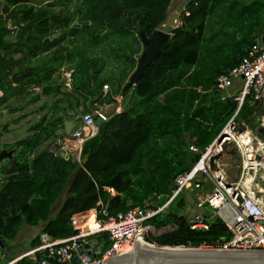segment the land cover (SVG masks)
<instances>
[{
    "label": "trees",
    "instance_id": "obj_1",
    "mask_svg": "<svg viewBox=\"0 0 264 264\" xmlns=\"http://www.w3.org/2000/svg\"><path fill=\"white\" fill-rule=\"evenodd\" d=\"M171 1L0 0V87L6 97L12 96L15 89L25 93L33 82L41 84L65 61L64 56L52 55L54 59L37 67L32 60L48 48L58 47L54 53L68 54L70 62L78 57L73 62V90L56 101L52 115L31 125L30 135L8 147L18 161L12 173L6 174L12 159L6 164L5 158L0 160V241L8 247L5 263L18 256L12 242L25 225L39 230L29 250L40 244L41 232L54 238L72 236L73 215L99 210L100 203L111 214L147 202L152 206L164 204L177 176L199 161L202 151L234 116L238 102L225 96L217 82L221 74L242 61L255 42L243 31L242 24L245 10L251 12L253 2L243 9L242 19L236 17L233 21L229 20L234 15L232 9L244 5L243 0L189 2L181 25L163 43L137 84L122 91L137 67V55L143 51L140 29L151 37L165 23ZM256 2L264 8V0ZM44 66L47 71L41 76ZM28 71L33 74L12 87V76ZM105 71L109 76H103ZM105 84L128 96L129 103L122 112L98 121L99 131L85 142L81 161L66 160L49 146L43 147L63 136L58 133L60 125L64 126L59 106L72 104V95L79 91L98 95ZM40 96L26 101L24 107ZM85 108L91 111L88 105ZM255 118V107L247 97L236 120L256 128ZM191 145L200 151L191 150ZM108 189H114L116 195ZM64 195L61 208L52 216L54 205ZM174 204L167 213L146 224L156 230L172 223L178 226L158 236L150 233L148 241L218 248L230 238L222 219L213 216L208 206L204 214L209 228L192 229L186 215L181 219L183 224L178 222L186 197L178 195L170 206ZM97 239L103 250L110 247L106 233ZM4 251L0 247V256ZM42 258L38 254L37 259ZM13 264L35 262L24 257Z\"/></svg>",
    "mask_w": 264,
    "mask_h": 264
},
{
    "label": "built area",
    "instance_id": "obj_2",
    "mask_svg": "<svg viewBox=\"0 0 264 264\" xmlns=\"http://www.w3.org/2000/svg\"><path fill=\"white\" fill-rule=\"evenodd\" d=\"M236 80H242L243 86L239 93L229 96L238 102V107L224 129L228 132L226 138L232 141L240 155L241 172L237 178H229L227 166L221 160H218V169L211 170V156L222 150V144L215 139L202 151L201 158L190 170L177 176L172 194L164 204L152 206L147 202L145 206L111 214L107 206L100 203L101 209L95 210L93 216L90 212L73 215L75 233L72 236L54 238L47 232H41L40 244L12 261L30 257L40 264H102L104 260L132 248L135 241L151 243L147 240V234L153 230V226L146 224V221L167 213L171 202L178 195L185 196L187 193L191 194L200 209L195 218L190 219L192 229L209 228L204 214L208 206L213 216L222 219L230 233V238L221 248L264 250V36L252 44L238 65L218 77L217 87L225 92L234 86ZM67 86H72L69 73ZM108 87L105 84L103 88ZM3 95L0 87V99ZM247 97L251 106L255 107L256 128L236 120ZM258 103L262 106L259 107ZM96 116L107 119L101 111L85 113L79 118L81 124L58 138L56 148L51 147V150L66 160L81 161L85 142L98 132ZM237 128H241V131H236ZM190 148L195 152L200 151L195 145ZM103 233L107 234L111 243L107 250L102 249L97 239ZM86 244H89V248L85 247ZM82 249L96 252L97 256H80L81 262H73ZM38 254L43 258L37 259Z\"/></svg>",
    "mask_w": 264,
    "mask_h": 264
},
{
    "label": "crops",
    "instance_id": "obj_3",
    "mask_svg": "<svg viewBox=\"0 0 264 264\" xmlns=\"http://www.w3.org/2000/svg\"><path fill=\"white\" fill-rule=\"evenodd\" d=\"M191 1L192 0H172L171 5L169 7V12L173 11V10H178L181 13H183L184 11H186L187 6H188L189 2H191ZM243 1H244V5L239 4L236 9H232V14H238L237 18H238V20H240L243 18L242 17L243 9L246 8L249 5V3H252V2L254 3L253 7H251V12H249L247 9L245 10V17H244V20H242V24L244 23L243 31L245 33L249 34L251 41H256L258 38L264 36V8L257 6V2H256L257 0H243ZM249 17H252V18L248 19ZM239 22L241 24V21H239ZM240 36H241V34H239V37ZM141 47L143 50V46H141ZM57 49H58V47H56V46L50 47V48H48V50L44 54H42L41 56L39 55L37 58H34L32 60L33 63H35L36 66L38 67L39 65L44 64V61L45 62L48 61V63H49V59H54L56 57L58 58V57L64 56L65 61L61 65L58 66V69L51 75L50 78L48 77L41 84H38L36 82L31 83L28 86V89L25 93H21V91L19 89H15L13 95L8 96V97H6L5 90L2 89L4 95L1 98L3 99L2 101L4 104H7L8 102H10L12 100L21 101L23 103V105H22V109L20 111L25 110L27 107H32L31 116L33 119V120H31L29 126H26L24 123H21L20 125L18 124L17 126H10L8 132L4 133V136H6V134L12 135V136L15 134L17 135V133H13L11 130L14 128H19V127H22V130H23V127H25L26 132L30 135L31 134V131H30L31 125L39 122L44 116L52 115L55 112V110L57 109L56 101L62 97L63 93L70 92L73 90V80H74V75L76 73L75 67L73 66V62L77 61L78 57H75V59H73V61L70 62L68 59V56H69L68 54H60V55H58V53L55 54L54 52ZM52 55H57V56H54V58H53ZM139 55H137V58L139 57ZM54 65L56 66L57 63H54ZM43 68H44L43 69L44 71L41 73V76L46 74V71H47L46 66H44ZM68 73L71 75V80H72L71 88H68V86H67ZM32 74H33V71H32ZM106 74H107V71H105L103 73V76L106 77ZM128 79H127V81H128ZM18 82L13 81L12 87H14V88L18 87V85H16ZM22 85L25 86V84H22ZM45 90H48L47 94L43 93V91H45ZM224 94H225V92H224ZM231 94H234V93L225 94V96L229 97V95H231ZM36 95H41V96L36 102L35 101L31 102L29 105H26L24 107V103L26 101L27 102L30 101L31 98H33ZM72 96H73L72 97V100H73L72 104L63 103L62 105L59 106L60 109L58 110V112L63 116V122H64L63 127H61V125H60V129H59L58 133L62 134L63 136L67 135V133L65 131L66 121L73 122L74 123L73 128H77L81 124L79 118L82 115H84L85 113H90L91 111L92 112H96V111L103 112L107 116L106 120H108L112 115L122 112L127 107L128 103H129L128 102L129 97L117 92L116 89L112 85H110L108 87V89L103 88L101 90V93L98 95L88 94V92L84 93V91L82 93L79 91V92L74 93V95H72ZM86 96H88L87 102L84 101V97H86ZM44 97L52 98L50 104L49 103L46 105H40L39 104L41 99ZM87 105L91 109V111H86L85 106H87ZM7 106L10 107V105H7ZM13 111L18 112L19 110L17 109V110H13ZM5 115H6V113H5ZM19 115L20 116H18V117L19 118L22 117V120H23V119H25L26 112L22 111L19 113ZM99 120H102V119H100L96 116V124L98 126V131H99V125H98ZM106 120H103V121H106ZM18 122H20V121H18ZM26 136L21 137V135H17V138L15 139V141H13V142L9 141V143L5 141L4 145H8V144L12 145V144L20 141L21 139H24ZM56 141H53L52 143H49V144L47 142V143H45V145L43 147H46V146H49L50 148L55 147ZM2 148L7 149V150L9 149L8 147L7 148L2 147ZM0 152H1V150H0ZM14 156H15V153H14ZM8 160H9L8 158H5L3 164H6L8 162ZM108 190L111 191L112 195H116V191L114 189H108ZM65 198H66V195H64L63 198L58 203H56L54 205V207L52 209V216H54L58 213L59 209L61 208L63 201L65 200ZM95 210L96 209H92V210H89L87 212H90L91 216H93ZM38 231L39 230L37 228L30 227L27 225L23 226V228L19 231L17 239L12 242V246L15 247V251L17 252V255H21L23 252L28 250L32 239L38 234ZM25 241L27 242V246L21 247V244H23ZM5 255H6V253L4 251V253L1 254V256H0V264H13L16 262V261H10L8 263H5L4 262Z\"/></svg>",
    "mask_w": 264,
    "mask_h": 264
},
{
    "label": "water",
    "instance_id": "obj_4",
    "mask_svg": "<svg viewBox=\"0 0 264 264\" xmlns=\"http://www.w3.org/2000/svg\"><path fill=\"white\" fill-rule=\"evenodd\" d=\"M182 13L178 10L170 11L165 23L161 24L153 32L151 37H148L143 29H140L139 35L143 43V51L139 55L138 64L133 73L130 75L123 92L131 86L137 84L139 78L145 73L147 66L153 61L154 56L161 50L162 45L167 41L172 32L181 25ZM32 71L24 72L20 75H13L12 80L18 82L25 77L30 76ZM74 127V123L66 121L65 131L69 134ZM241 131V128L235 129ZM228 133L223 129L216 138L218 144H222V150L211 156L209 160L211 170L218 169V160H221L226 154L228 147L233 144L230 139L226 138ZM8 158L12 159L11 165L6 170L9 175L15 169L18 161L14 158V151L3 149L0 152V160ZM88 156L83 160L86 163ZM259 159V157H258ZM262 187V186H261ZM184 214L180 215L183 219ZM178 226L177 223H172L159 231L161 233L170 232ZM153 230H156L153 228ZM140 241H135V244L129 250L117 254L102 264H264V250H241V249H226L221 247H192V246H171V245H157L153 243L142 244ZM149 244V245H148ZM0 247L8 252V247L0 241ZM89 248V244H86ZM89 258L97 256L96 252L86 251L82 249L79 255L73 258V262H81V257ZM35 264H40L36 262Z\"/></svg>",
    "mask_w": 264,
    "mask_h": 264
},
{
    "label": "rangeland",
    "instance_id": "obj_5",
    "mask_svg": "<svg viewBox=\"0 0 264 264\" xmlns=\"http://www.w3.org/2000/svg\"><path fill=\"white\" fill-rule=\"evenodd\" d=\"M236 17H238V14H234L232 17L229 18V20L233 21ZM226 21H228V19H226ZM220 26L223 27L222 23ZM231 29H233V28H231ZM106 76H109L108 72H107ZM242 86H243V81L242 80H236L234 86L232 88L226 90L225 94H229V93L237 94V93H239ZM51 100H52V98L44 97L41 99L39 104L40 105H46L48 103L50 104ZM7 105H10V107H8ZM22 105H23V103L21 101H14V100L8 102L7 104H4L3 101H1V103H0V106H1L0 107V150H2L3 149L2 147H5V146L11 147V144L4 145L5 141L8 143H9V141L13 142L17 138V135H21V137H24L28 134L26 132L25 127H23V130H22V127H19V128H14L11 130L13 133H17V135L15 134L12 136V135L6 134V136H4V133L8 132L10 126H17L18 124L20 125L21 123H24L26 126H29L31 120H33L32 116H31L32 107H27L26 109L24 108L25 110H22V111L26 112L25 119L22 120V117L21 118L18 117V116H20L19 113L22 112V111H20L22 109ZM17 109L19 110L18 112L13 111V110H17ZM4 112L6 113V115ZM18 121H20V122H18ZM221 162L227 166L226 171H227L230 179H235L240 175V172H241L240 155H239V152L236 149L234 144H231L228 147V150H227L226 154L223 156V158L221 159ZM0 177H1V174H0ZM185 197H186V206L181 211L189 219L195 218L196 214L200 211V209L197 208V206L195 205L193 198H192L190 193H187V195H185ZM174 206H175V204L170 206L169 208L172 209V207H174ZM150 232L156 236L159 233H161V231H159V230H151ZM150 232L147 234V236L151 235ZM151 243H154V242H151ZM25 246H27L26 241L23 244H21V247H25Z\"/></svg>",
    "mask_w": 264,
    "mask_h": 264
},
{
    "label": "flooded vegetation",
    "instance_id": "obj_6",
    "mask_svg": "<svg viewBox=\"0 0 264 264\" xmlns=\"http://www.w3.org/2000/svg\"><path fill=\"white\" fill-rule=\"evenodd\" d=\"M185 216V215H184ZM185 218V217H184ZM178 222H180V224H183L184 223V221H181V218L178 220ZM165 233H167V232H165ZM161 234H164V233H159L158 235H161ZM157 235V236H158Z\"/></svg>",
    "mask_w": 264,
    "mask_h": 264
},
{
    "label": "bare ground",
    "instance_id": "obj_7",
    "mask_svg": "<svg viewBox=\"0 0 264 264\" xmlns=\"http://www.w3.org/2000/svg\"><path fill=\"white\" fill-rule=\"evenodd\" d=\"M228 133V132H227ZM93 220V219H92ZM139 243H141V241L139 242ZM142 244H145V242H143ZM149 245V244H148Z\"/></svg>",
    "mask_w": 264,
    "mask_h": 264
}]
</instances>
